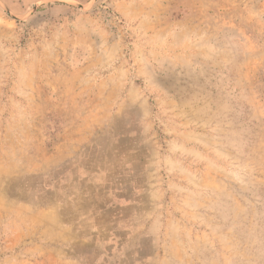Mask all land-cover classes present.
<instances>
[{
  "label": "rangeland",
  "instance_id": "obj_1",
  "mask_svg": "<svg viewBox=\"0 0 264 264\" xmlns=\"http://www.w3.org/2000/svg\"><path fill=\"white\" fill-rule=\"evenodd\" d=\"M0 264H264V0H0Z\"/></svg>",
  "mask_w": 264,
  "mask_h": 264
}]
</instances>
